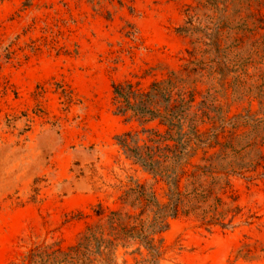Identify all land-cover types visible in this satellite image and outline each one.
<instances>
[{
    "label": "rangeland",
    "instance_id": "1",
    "mask_svg": "<svg viewBox=\"0 0 264 264\" xmlns=\"http://www.w3.org/2000/svg\"><path fill=\"white\" fill-rule=\"evenodd\" d=\"M214 34L233 69L224 81L209 46ZM171 72L197 90V104L215 99L231 115L258 110L264 0H0V264L67 252L100 223L99 204L137 217L121 202L135 183L164 196L117 145L118 136L139 132V121L116 114L113 85L148 89ZM232 185L242 210L235 229L181 218L163 235L157 262L137 242L90 261L264 264V181Z\"/></svg>",
    "mask_w": 264,
    "mask_h": 264
},
{
    "label": "trees",
    "instance_id": "2",
    "mask_svg": "<svg viewBox=\"0 0 264 264\" xmlns=\"http://www.w3.org/2000/svg\"><path fill=\"white\" fill-rule=\"evenodd\" d=\"M125 1L118 0L121 6ZM207 36L211 38L216 73L224 81L233 69L223 61L215 34ZM194 73L192 70L188 76ZM113 94L116 114L139 121V132L118 136L117 145L152 176L155 185L164 186L165 194L160 197L155 186L135 183L121 202L140 210V215L122 214L99 204L94 214L100 223L88 226L76 246L47 256L31 254L30 264H47L51 258L55 264H72L75 260L93 264L91 256L101 257L118 242L139 243L157 262L162 255L163 235L172 222L195 217L206 227L233 230L242 210L236 204L232 180L264 181L263 93L257 96L258 110L250 106L236 115H231L230 109L216 107L215 99L208 103L206 98L197 104V90L175 72L148 89L140 83L114 84ZM247 96L242 94L240 100ZM148 211L151 219L139 224ZM104 219L105 225L101 224Z\"/></svg>",
    "mask_w": 264,
    "mask_h": 264
}]
</instances>
